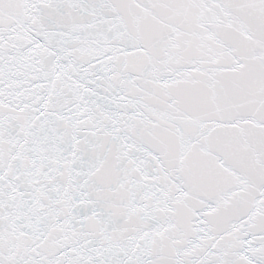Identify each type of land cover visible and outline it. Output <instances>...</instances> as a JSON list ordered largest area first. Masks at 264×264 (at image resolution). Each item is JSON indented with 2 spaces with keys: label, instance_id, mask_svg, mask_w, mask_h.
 I'll return each instance as SVG.
<instances>
[{
  "label": "snow or ice",
  "instance_id": "1",
  "mask_svg": "<svg viewBox=\"0 0 264 264\" xmlns=\"http://www.w3.org/2000/svg\"><path fill=\"white\" fill-rule=\"evenodd\" d=\"M0 264H264V0H0Z\"/></svg>",
  "mask_w": 264,
  "mask_h": 264
}]
</instances>
